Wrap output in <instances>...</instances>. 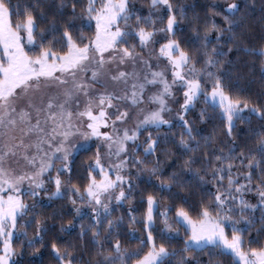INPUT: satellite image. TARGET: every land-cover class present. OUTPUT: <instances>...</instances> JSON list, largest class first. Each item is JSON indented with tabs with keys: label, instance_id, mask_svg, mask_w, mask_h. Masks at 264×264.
Listing matches in <instances>:
<instances>
[{
	"label": "snow or ice",
	"instance_id": "snow-or-ice-1",
	"mask_svg": "<svg viewBox=\"0 0 264 264\" xmlns=\"http://www.w3.org/2000/svg\"><path fill=\"white\" fill-rule=\"evenodd\" d=\"M146 2L0 0V264H264V0Z\"/></svg>",
	"mask_w": 264,
	"mask_h": 264
},
{
	"label": "trees",
	"instance_id": "trees-1",
	"mask_svg": "<svg viewBox=\"0 0 264 264\" xmlns=\"http://www.w3.org/2000/svg\"><path fill=\"white\" fill-rule=\"evenodd\" d=\"M180 2L191 3L192 0H180ZM198 2H199L200 4H205V3H208V4L219 3V4H222V5H225V6H226V0H198ZM227 2H231V0H227ZM136 4H137V7H141V8H143L144 12L147 13V2H146V0H136ZM201 15H203V13H201ZM216 20H217L218 23H222V20H221L220 17H217ZM178 38H179V33H178ZM248 59L251 61L253 58L249 57ZM258 69H259V64L257 63V68H256L257 75H256L255 77H249V79H253V80H257V81H258V79H259V72H258ZM241 86H242V87L244 86V81H241ZM252 87H253V89H254L255 91H259V89H260V84L257 82L256 84H253ZM253 98L255 99V97H253ZM202 106H203V105H200V106H198V107H202ZM197 111H198V109H197ZM192 115H195V113H193ZM192 115H190L189 118H192ZM255 123H256V121L253 120V124H255ZM198 126H199V125H198ZM174 131H176V132L178 133V132H179V129H174ZM207 131L210 132L211 129L208 128ZM83 159H85V157H81V160H83ZM77 163L79 164L80 161L78 160ZM198 199H199L198 196H193V197H192V201H196V200H198ZM125 208H127V205H125ZM142 212H143V209H141V210L137 213V216L139 217V216L142 214ZM68 219H71V216L66 217L65 220H64V223H67V220H68ZM159 226H160V224H159V220H157V228H159ZM57 227H58V224H57ZM124 227H125V230H127V223H125V226H124ZM136 227H137V229H138V231L136 232V235L139 236V235H141V232L139 231V229H142L143 226H142V224H140V225H137ZM77 231H78V229H77ZM159 242H160V241H159V239H158V240H157V243H159ZM122 243H123V245H124L125 247H127V248H129V249L131 250V249H134V248L136 247V243H137V242H136V241H131V242H129V241L127 240V238L124 237V238H122ZM44 260H45V264H52V262H51V261L48 259V257H47V253H45Z\"/></svg>",
	"mask_w": 264,
	"mask_h": 264
}]
</instances>
